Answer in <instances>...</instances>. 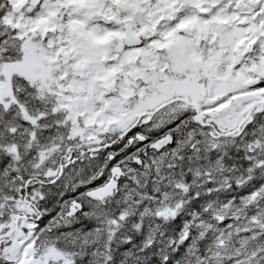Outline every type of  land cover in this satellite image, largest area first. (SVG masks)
Listing matches in <instances>:
<instances>
[{
  "label": "snow or ice",
  "instance_id": "1",
  "mask_svg": "<svg viewBox=\"0 0 264 264\" xmlns=\"http://www.w3.org/2000/svg\"><path fill=\"white\" fill-rule=\"evenodd\" d=\"M0 264H264V0H0Z\"/></svg>",
  "mask_w": 264,
  "mask_h": 264
}]
</instances>
